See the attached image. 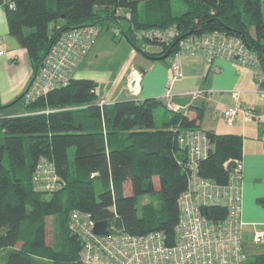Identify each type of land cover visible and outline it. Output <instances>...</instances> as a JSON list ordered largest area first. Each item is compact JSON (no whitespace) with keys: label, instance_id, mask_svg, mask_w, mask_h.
Listing matches in <instances>:
<instances>
[{"label":"trees","instance_id":"obj_1","mask_svg":"<svg viewBox=\"0 0 264 264\" xmlns=\"http://www.w3.org/2000/svg\"><path fill=\"white\" fill-rule=\"evenodd\" d=\"M182 3L176 12L173 0H0L9 32L27 50L34 72L60 33L86 24L104 27L109 22L118 24L138 49L142 45L132 35L133 28L176 25L179 37L162 45L160 52L141 48L154 59L168 50L175 52L178 39L192 33L234 34L257 51L264 67L263 0ZM96 88L93 79L74 77L32 101L23 94L17 99L24 100L23 114L0 116V250L7 249L0 255V264H81L82 241L70 227L76 209L90 212L97 221L112 219V229L134 234L162 230L174 236L179 196L190 172L179 135L184 129L200 128L205 107L191 105L197 111L194 117L168 108L161 125L155 110L166 104L163 99L102 103ZM205 132L211 148L199 163L200 173L225 183L231 173L227 163L243 156V137ZM42 159L54 166L61 183L51 192L35 186L34 173ZM146 194L153 195L156 203L139 208V197ZM261 200L264 203V197ZM213 214L222 217L226 209L212 208ZM50 216L55 224L51 244L47 241ZM244 264H264V254Z\"/></svg>","mask_w":264,"mask_h":264},{"label":"built area","instance_id":"obj_2","mask_svg":"<svg viewBox=\"0 0 264 264\" xmlns=\"http://www.w3.org/2000/svg\"><path fill=\"white\" fill-rule=\"evenodd\" d=\"M130 18V12L127 13ZM98 24H86L60 33L48 49L39 69L33 73L24 99L32 101L46 95L55 87L66 85L76 73L96 39L103 30ZM138 41L156 40L170 44L180 32L176 25L167 28H141L134 32ZM123 31L114 29V37L122 38ZM179 48L171 62V77L167 83L164 102L171 110L181 108L172 101L171 87L184 77L181 55L202 53L209 60L222 57L249 65L259 84L264 82V67L256 50L243 38L220 30L192 33L178 39ZM134 91V90H133ZM200 92H192L196 97ZM103 103L104 100H101ZM245 119L256 115L252 109L229 106L223 111L228 125L235 123L237 113ZM264 119V117H261ZM180 145L187 150L189 175L186 189L179 196V219L170 238L162 230L134 234L122 229H112L105 234L96 233L97 222L88 211L74 210L70 227L82 241L81 264H244L247 260L242 220L243 209V159L227 163L231 173L225 183L200 173L199 163L211 148L206 132L188 128L179 135ZM37 189L54 191L61 186L54 166L42 159L34 173ZM223 208L226 214L210 216V209ZM264 240L262 233H255L253 241Z\"/></svg>","mask_w":264,"mask_h":264},{"label":"crops","instance_id":"obj_3","mask_svg":"<svg viewBox=\"0 0 264 264\" xmlns=\"http://www.w3.org/2000/svg\"><path fill=\"white\" fill-rule=\"evenodd\" d=\"M9 33L7 14L0 5V107L8 105L0 108V116L25 112L24 100L17 99L24 94L34 73V66L26 49L21 47L9 50L4 40V36ZM94 45H97L96 41ZM92 49L96 51L94 46ZM133 53L135 51L132 49L131 54ZM148 60L143 69L134 65L129 57L121 61L116 68H109L104 72L79 68L76 77L96 81L99 100L102 99L105 103L127 98L163 99L171 77L169 60L150 57ZM180 60L184 77L180 83L173 85L171 95L201 91L200 95L192 97L190 106L181 109L190 117H194L197 111L191 109V105H202L205 110L200 129L217 133H238L243 137L241 216L245 242L256 243L253 241L254 234L259 232L264 235V203L261 200L264 197V119L261 118L264 117V88L257 82L254 70L249 65L222 57L209 60L202 53H185L181 55ZM109 88L111 89L108 90ZM232 105L253 109L256 116L245 119L243 112L239 111L235 123L228 125L223 111ZM126 192L130 193L131 189ZM257 254H264V246L263 251Z\"/></svg>","mask_w":264,"mask_h":264},{"label":"rangeland","instance_id":"obj_4","mask_svg":"<svg viewBox=\"0 0 264 264\" xmlns=\"http://www.w3.org/2000/svg\"><path fill=\"white\" fill-rule=\"evenodd\" d=\"M263 3H264V0H263ZM182 5H183L182 0H173V7H174V10L176 12L181 10ZM123 23L127 24V21L125 19H123ZM118 27H119V25L115 24L113 22H109V23H106L104 25L102 32L100 33V35L96 39L97 45H94V49H96V51H93V49H92V51H90V53H88L90 55V57L88 58L87 57L88 55H87L84 58V60L82 61L81 65L79 67L80 69L84 68L87 70L88 69L93 70L95 72H104V71L108 70L109 68H113V69L116 68L117 66H119L121 64V61H123L124 59H126L128 57L131 61L134 62V65H137L138 67H141L143 69V68H145L144 66H147V63H148L147 61H149V60H148V56L145 55L141 51V48H144L145 50H147L149 52H160L162 50L161 49L162 45L167 46L166 44L161 43L160 41L159 42L157 41L158 43H156V42H148L147 40H143V41H140V44L142 45V47H140L139 49L135 48L134 45L129 43V40L126 38V36L124 34H123L122 38H120V39H117L114 37V29H116ZM137 30H141V28L140 29L133 28V32H132L133 36L135 34L134 32H136ZM136 41H138V40L136 39ZM132 49L135 51V53H133V54H131ZM168 51H170V50H168ZM177 51H178V49L175 52H173V53L169 52V54H168V55L171 54V56H169V58H167V60H169L170 70H171V64H172L171 60ZM164 58L159 57L157 59L164 60ZM164 61H166V60H164ZM171 73H172V70H171ZM180 81L181 80H178L175 83H180ZM260 85H262V83ZM110 89L111 88H109L108 90H110ZM171 89H172V87H171ZM192 92H200L196 96L201 94V91H197V90L196 91H190V92H188V94H192ZM168 108L169 107H168V105L166 106V104H161L158 107H156L155 116H156L158 124L163 122L162 121L163 118H165L166 114L169 113ZM254 113H255V111H254ZM204 122H205V118L203 119V123ZM161 125H162V123H161ZM155 181H156V186L158 187L157 178ZM129 188L131 189V184H130V182H127L126 183V190H128ZM151 201L155 202V197L153 195H151V194L142 195L141 197H139V208H141L143 206V204H145L147 202H151ZM54 228H55V224L53 222V217L50 216V217H48V221H47V241L50 244L55 241ZM245 244H246V252L248 255V260H246L245 263H249V261H251L257 253L263 251L264 242L263 243L262 242H260V243H249L246 241ZM19 246H20V244L17 245V247H19ZM6 251H7V249L0 250V255H3Z\"/></svg>","mask_w":264,"mask_h":264},{"label":"water","instance_id":"obj_5","mask_svg":"<svg viewBox=\"0 0 264 264\" xmlns=\"http://www.w3.org/2000/svg\"><path fill=\"white\" fill-rule=\"evenodd\" d=\"M4 40L6 45L9 47V50H15L21 48V44L17 40L15 36L12 34H7L4 36ZM170 51H167L162 57L168 56ZM192 100L191 94H182V95H173L172 101L177 104L181 108H187L190 106ZM114 225V221L112 219L97 221L94 226V231L96 233L105 234L109 231V228Z\"/></svg>","mask_w":264,"mask_h":264},{"label":"bare ground","instance_id":"obj_6","mask_svg":"<svg viewBox=\"0 0 264 264\" xmlns=\"http://www.w3.org/2000/svg\"><path fill=\"white\" fill-rule=\"evenodd\" d=\"M181 108V107H180Z\"/></svg>","mask_w":264,"mask_h":264}]
</instances>
